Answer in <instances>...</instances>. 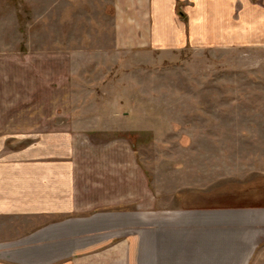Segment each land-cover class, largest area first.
I'll return each mask as SVG.
<instances>
[{
  "label": "rangeland",
  "instance_id": "374dc122",
  "mask_svg": "<svg viewBox=\"0 0 264 264\" xmlns=\"http://www.w3.org/2000/svg\"><path fill=\"white\" fill-rule=\"evenodd\" d=\"M110 14L101 0H0L2 134L24 138L9 145L57 136L83 181L113 170L130 210L263 205L264 50L119 51ZM16 94L34 123L8 117Z\"/></svg>",
  "mask_w": 264,
  "mask_h": 264
},
{
  "label": "crops",
  "instance_id": "0c3cea01",
  "mask_svg": "<svg viewBox=\"0 0 264 264\" xmlns=\"http://www.w3.org/2000/svg\"><path fill=\"white\" fill-rule=\"evenodd\" d=\"M101 4L119 51L264 50V0ZM17 95L8 117L34 123V104ZM1 106L0 264H264V204L230 213L130 210L128 186L114 188L113 170L83 181L57 136L12 148L24 138L2 134Z\"/></svg>",
  "mask_w": 264,
  "mask_h": 264
},
{
  "label": "water",
  "instance_id": "95a60500",
  "mask_svg": "<svg viewBox=\"0 0 264 264\" xmlns=\"http://www.w3.org/2000/svg\"><path fill=\"white\" fill-rule=\"evenodd\" d=\"M238 209H239V208H238ZM222 211H223V210H222ZM222 211H220V212H222ZM234 211H236V210H231V209H230V210H226L227 213L234 212ZM224 212H225V211H224Z\"/></svg>",
  "mask_w": 264,
  "mask_h": 264
}]
</instances>
